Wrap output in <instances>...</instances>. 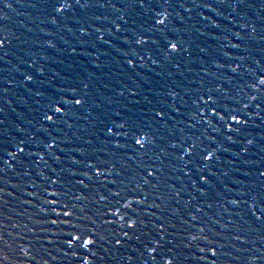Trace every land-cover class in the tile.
<instances>
[{
  "label": "snow or ice",
  "instance_id": "6c2138e0",
  "mask_svg": "<svg viewBox=\"0 0 264 264\" xmlns=\"http://www.w3.org/2000/svg\"><path fill=\"white\" fill-rule=\"evenodd\" d=\"M0 4L13 8L11 0H0ZM30 7L39 9L37 27L44 26L39 28L44 34L42 49L65 52L71 49V53H77L83 45L90 43L95 48L99 43L114 49L122 66L134 77H139L137 69L146 65L154 66L153 71L156 67L162 72L168 71L169 76L193 71L191 66L176 59L184 54L192 55L183 37L177 34L186 31L184 25L193 19V14L196 23H202L207 30L201 35H207L211 41H219L223 36L227 43L220 44L222 49H239L246 38L264 42V12L258 17V31L257 21L248 18L246 9L252 7L249 0H30ZM261 7L264 8V0ZM177 8L181 11H176ZM136 15L145 20L138 21ZM5 19L6 16H0V27ZM240 20H243L240 24L243 36L240 31L231 30L236 28L232 22ZM45 28L49 31L45 32ZM68 36L74 37L76 42L67 39ZM232 39L237 42L233 43ZM121 40L123 43H119ZM7 43L10 41L6 37L0 38V50H4ZM199 51L211 59L197 58L202 61L198 71L203 76L193 81L198 86L192 90L194 95L188 101L178 90L182 85L173 81L170 86H164L162 94L170 99L163 106H155L153 99L144 95V103L152 107L141 108L140 116L132 114L131 109L127 112L112 109L111 115L97 118L95 131L78 137L83 144L77 147H60L64 141L59 135L63 132L59 125L73 128L65 117L71 109L87 103V92L81 95L80 89L72 87L73 95L69 100L64 96L69 89H45L46 83L54 87L59 73L49 75L48 67L33 59L32 53L19 60L12 70L13 75L0 79V114L6 113V107L15 114L11 121L6 114L0 118V202H3L0 214L3 207L11 203L10 199H5L7 196L19 200L21 206L32 205L36 209L35 216L39 217L32 227L11 223L10 217H4L9 221L4 225L0 219V264H6L13 255L14 264H31L39 250L51 256V247H56L64 258L74 257V264H114L113 249L128 252L127 256L120 257L124 264H264V127H261L264 125V56L253 60L257 65L253 68L251 64L246 66L249 56H229L224 52L227 59L221 62L212 56L211 45L200 47ZM261 51L264 52V47ZM3 54L7 56L8 52ZM99 57L97 54L96 59ZM213 65L215 71L211 70ZM237 80L241 82L234 83ZM12 85L23 88V93L13 92ZM80 86L85 90L90 87L83 80ZM146 91L161 95L153 88ZM125 92L132 97L141 95L139 88L134 90L127 85L117 89L116 95L123 97ZM37 97L44 98L42 107ZM29 101L36 107H30ZM135 102L139 104L140 100ZM14 104L16 107L12 106ZM17 107L35 115L26 120L23 112H17ZM253 117L258 118L261 125H257ZM149 120L158 125L155 131H152V123H147ZM34 122L41 127H29ZM257 127H260L259 132ZM41 131L45 133L43 138L39 135ZM68 135L64 132V137ZM157 140L163 142L159 146L160 153L165 154L167 165L157 153L158 164L141 162L143 183L129 188L123 181H119L120 187H116V179L109 181L117 161L101 159L97 153L107 151L115 158L121 149L131 147L135 153L146 156ZM94 142L104 147H92ZM83 145L89 146L91 153ZM33 146L43 150L60 173L68 172L72 178L68 182L81 185L85 190L91 187L97 201L106 202L103 213L97 218L101 226H108L107 234L98 230L96 220L91 221L90 227L72 223L76 205L62 199L68 193L49 191L50 187L56 189L64 185L66 179L57 175V169L40 151H34ZM65 162H68L67 167ZM249 165L252 167L242 172V168ZM41 166L49 170L47 175L35 172L43 187L32 182L33 191L26 193L38 203L33 204V199H19L15 194L24 191L21 181L31 177ZM9 173L18 178L16 184H11ZM236 173L245 178L255 175L258 183L244 187V181L234 175ZM120 175V172L115 173L116 177ZM93 178L106 193L95 191ZM146 186L152 191H146ZM9 187L12 190L6 191ZM225 190L237 194L228 198ZM221 196L223 203L218 199ZM72 199L87 201L89 196L81 191L73 193ZM213 201L224 211L209 215ZM229 208L239 211L230 212ZM81 211L84 212L83 205ZM86 218V212L77 217L78 220ZM58 224L69 225L72 230L53 238L46 225ZM9 226L12 232L7 231ZM18 227H23L25 234L16 232ZM254 234L257 239H253ZM177 237H180L179 242ZM43 264H49L48 260L44 259Z\"/></svg>",
  "mask_w": 264,
  "mask_h": 264
},
{
  "label": "water",
  "instance_id": "95a60500",
  "mask_svg": "<svg viewBox=\"0 0 264 264\" xmlns=\"http://www.w3.org/2000/svg\"><path fill=\"white\" fill-rule=\"evenodd\" d=\"M13 2V8L8 9L4 8L2 4H0V16H6V19L3 21V27H0V38H7L10 43H7L4 50H0V79L3 77H7L9 75H13L14 71H12L15 65L19 62L21 58H26L28 54L32 53L33 59H37L40 63H44L48 69L50 70L49 75L51 73H59V76L56 81L52 84H45L44 88L49 91H53L60 88L69 89L67 93L64 94L65 99H71L73 93L70 91L72 87H76L80 89V94L83 95L84 92L88 93L87 103L80 106L78 109H71L68 113V116L65 117L68 120L69 124L73 125L72 129H69L67 125L61 124L59 127L63 129V132H60L62 142L60 144L61 148L65 147H77L82 145L83 142L78 139V137L83 136L87 132L95 131V126H98L97 118H103L105 114L111 115V110H121L123 112H127L129 109L132 110V114L136 116L142 115L140 112L141 108L148 109L152 106L146 105L143 101V96L148 95L150 99H153V104L155 106H163L164 103L170 98H166L162 93L165 85H171L173 81L181 84L182 86L178 89L181 92V95L184 96V100L188 101L190 96L194 95L192 91L198 85L193 83V81H199V79L203 76V73L198 71L199 65L202 62L197 59L202 58L203 60L211 59V56H206L204 53L199 51L200 47L207 48L211 45V54L212 56L218 57L221 62L227 57L223 56L224 52H228L229 56L236 55H245L249 56V60L246 64H251L253 68L257 67L253 63V60H259L261 56H264V52L261 51V48L264 47V42L260 41L258 38L255 40L245 39L243 43H241V47L239 49H228V48H220V44H226L227 41L224 40L223 36H221L219 41H211L207 35H201L202 32H206L207 30L203 27L202 23H196L195 14H193V19L187 21L184 25L186 31L177 34L178 36H182L185 41V47L189 49L192 53L191 56L184 54L183 56H177V60L181 61L183 64L189 65L193 68L192 72L183 71V74H178L175 76H169L168 71H163L161 68L156 67L153 71L154 66L146 65L143 69H137L140 72L139 77H134L132 73L128 72L120 63V58L117 56V53L114 49L109 48L108 46H102L97 43L95 48L89 43L83 45L82 48L77 53H71V49L67 52L65 51H53V50H44L41 47L44 34L40 32L39 28L44 27L39 24L40 13L39 9H34L30 7V0H20L19 3H15V0H11ZM249 3L252 5L249 9H246L248 13V18L257 21L258 31L260 30V25L258 21L259 15L264 12V8L261 7L262 0H249ZM119 6V5H118ZM176 11H181L179 8ZM205 14L207 12L205 11ZM187 15V14H184ZM128 18L127 16L125 17ZM136 19L138 21H144V17H140L136 15ZM147 23H151L148 21ZM232 23L236 24V28L231 29L233 31H240L241 35H244V30L240 29V24L243 23V20L239 22L233 21ZM96 26H99L97 23ZM147 26V24L145 25ZM172 25H170L171 27ZM199 29V31H197ZM45 32L49 31L48 28L44 29ZM67 39L72 40L73 43L76 42L74 37L68 36ZM231 38V37H230ZM107 39V37H106ZM233 43L237 41L232 39ZM119 43H123L121 40ZM119 46V44H117ZM63 47V45H61ZM4 51L8 52L7 56H4ZM91 53V55H89ZM97 54H100L99 60L96 59ZM41 57H45L46 59L41 60ZM99 65V67H98ZM211 70L215 71L214 65L211 66ZM170 71H175L174 69H170ZM157 72H162L161 75H156ZM243 79H247L244 77ZM85 81L89 83L90 87L88 89H81L80 82ZM134 81H138V84ZM241 81L237 80L234 83H240ZM250 82V81H249ZM125 85L132 87L134 90L139 88L141 93L138 97H132L127 92L123 97L116 95V90L124 87ZM13 88V92L17 94L23 93V88L17 87L15 85L11 86ZM147 88H153L155 91L161 92V95H154L153 92H147ZM187 92V95L185 93ZM13 101H16L15 96H11ZM36 99L41 101V107L44 103V98L37 97ZM140 100V103L137 104L135 101ZM157 101L160 104H157ZM19 102L16 101V104ZM190 103V101H189ZM16 107V105H12ZM30 107H36L31 101H29ZM17 112H23L26 120H31L35 113L29 112L27 109H22L17 107ZM7 118L9 121L15 119V114L11 113L10 108L6 107ZM0 114V118H3V115ZM257 125H261V122L258 118L253 117ZM147 123H152V131L158 127V125L154 124L151 120L147 121ZM27 126V125H26ZM32 128H40L39 123H33ZM264 127V125H261ZM256 131H260V127L256 128ZM64 132H67L69 135L64 137ZM72 133L76 135L73 136ZM56 134V133H54ZM161 134H163V128H161ZM39 135L43 138L45 133L42 131ZM123 143V140H121ZM129 145H131L132 141L129 139ZM163 142L157 140L148 151V154L145 156L143 153H135L134 150L129 147L126 149H121L120 153L113 158L109 152L105 151L102 153H97L101 159L112 160L116 159L117 167L113 169V175L109 176V181L116 179L118 181L116 187H120L119 181H123L124 185L127 187H133L135 183H143L142 180V171H141V162L144 164L156 162L157 153L160 154V160H164L165 165H167V159L165 158L164 153H160V145ZM88 151L91 153V148L87 145H83ZM92 147H104L100 145L98 142H94ZM110 148V146H108ZM14 150V149H10ZM34 151H40L41 155L45 156V159L48 160V163L57 169V175H60L66 179V182L62 186H57L56 189L49 188V191L53 190H61L67 192L68 195L62 197V199L67 200L70 205L75 204L76 208L74 209L76 215L71 218L73 224H78L80 226L88 225L91 226V221L96 220L97 228L102 234H107L108 226H101L100 220L97 218L104 211V201H97V198L94 196L92 192V188L85 190L81 185H75L68 181H71L72 178L69 176L68 172L60 173L59 167L53 163V161L49 158L48 155L45 154L43 150L37 149L33 146ZM27 151V149H26ZM126 153V155H125ZM151 157V160H149ZM6 158V157H5ZM255 159V157H253ZM64 166H68V162L64 163ZM252 166H245L242 168L243 171H247L248 168ZM225 170H230L225 168ZM42 171L45 175L49 174V170L46 168H37L35 169L33 175L31 177L24 178L21 181V185L24 188V191H17L16 196L19 199H33V204L38 203V200L28 197L26 195L27 192L33 191L30 187L32 182H35L38 186L43 187L42 181L38 176L35 175V172ZM116 172H120L121 175L119 177L115 176ZM238 176L241 180L244 181V187L256 186L259 178L255 175L249 176L245 178L242 174L236 173L234 174ZM9 178L11 179V184H16L17 179L12 173H9ZM55 178V177H53ZM103 181V178H101ZM85 183L88 184L89 181L85 178ZM107 183V182H104ZM152 183H156V180H152ZM93 184H95V191H101L106 193V189L101 187L99 183L95 181L93 178ZM113 191L116 190V187L111 184L108 185ZM231 188L232 185L229 184ZM11 187L7 188L6 191H11ZM146 191H152L150 186H146ZM244 189L241 188V191ZM81 191L84 192L85 195L89 196L87 201H75L72 199V194H79ZM236 192L228 193L224 192V195H227L228 198L236 195ZM123 195V193H122ZM5 199H10L11 203L7 206L3 207V212L0 214V219L3 220L4 225H8L9 221L4 219V217H10L11 223H15L17 225L22 226L23 224H28L29 227L35 223L39 217L35 216L36 209L32 205H24L21 206L19 200L15 198L5 197ZM152 197H150L149 203L151 202ZM221 203H223V196L219 197ZM3 202H0L2 204ZM214 207L211 210H208L209 215L212 212L220 213L223 212L224 209L220 208L218 204H215L213 201ZM81 205L84 206V212L81 211ZM27 208V211H25ZM57 211H60V208H57ZM228 211L236 212L238 209L229 208ZM87 213L86 219L78 220L77 217L83 216L84 213ZM159 214V213H158ZM31 217V219H30ZM54 218V217H53ZM119 223V222H117ZM51 229V234L53 238L61 237L63 234L71 231L69 225H57L51 226L46 225ZM7 231L12 232L13 229L9 226ZM19 234H25V230L23 227H18L16 230ZM258 237L254 234L253 239H257ZM180 237H177V242H179ZM27 243V241H25ZM39 249V246L37 245ZM51 251V256L47 255L43 250H39L36 254L35 260L31 261V264H43L44 259H47L49 264H74V257L64 258L62 253L56 248L51 247L49 249ZM113 255L116 257V261L114 264H124L123 261L120 260L121 256H127L128 252L124 249H120V251H116L113 249ZM53 256H56L57 259H52ZM43 257V259H42ZM23 259V258H22ZM91 261V258H89ZM15 256H10L9 260L6 261V264H14Z\"/></svg>",
  "mask_w": 264,
  "mask_h": 264
}]
</instances>
